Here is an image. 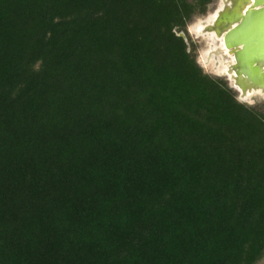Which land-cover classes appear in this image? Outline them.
<instances>
[{"label":"trees","instance_id":"obj_1","mask_svg":"<svg viewBox=\"0 0 264 264\" xmlns=\"http://www.w3.org/2000/svg\"><path fill=\"white\" fill-rule=\"evenodd\" d=\"M213 0H0V264H255L264 111L180 35Z\"/></svg>","mask_w":264,"mask_h":264},{"label":"water","instance_id":"obj_2","mask_svg":"<svg viewBox=\"0 0 264 264\" xmlns=\"http://www.w3.org/2000/svg\"><path fill=\"white\" fill-rule=\"evenodd\" d=\"M195 31L206 39L205 61L221 66L215 74L240 102L248 103L249 95L264 97V0H219ZM179 35L186 41L184 32Z\"/></svg>","mask_w":264,"mask_h":264},{"label":"rangeland","instance_id":"obj_3","mask_svg":"<svg viewBox=\"0 0 264 264\" xmlns=\"http://www.w3.org/2000/svg\"><path fill=\"white\" fill-rule=\"evenodd\" d=\"M218 2H219V0H213V2L209 5L206 14L195 17L191 22L188 23V25L186 27V32H187L186 41L188 44V49L191 48L190 42H192V44L194 45V53L196 55V60L198 61V64L203 68V70L206 73L211 74L212 76H215V77H220V76H217L215 74V72H213V70L211 69L210 66L205 67L199 61V56L201 55L202 51L207 48L206 39L204 37L196 35L195 33L190 32L189 28L191 26H193L194 24H196L198 22V20H201L204 17H206L207 14L212 13L213 10L217 7ZM222 78H224V77H222ZM246 104L252 105V106H258L261 110L264 111V97H262L260 95H254L251 98V100L248 101V103H246ZM255 264H264V256L259 261H257Z\"/></svg>","mask_w":264,"mask_h":264},{"label":"bare ground","instance_id":"obj_4","mask_svg":"<svg viewBox=\"0 0 264 264\" xmlns=\"http://www.w3.org/2000/svg\"><path fill=\"white\" fill-rule=\"evenodd\" d=\"M189 30H190V32H192V33H196V24H194L193 26H191L190 28H189ZM199 61H200V63L203 65V66H210L211 67V69L213 70V72H219L220 70H221V66H218V67H216V68H213V62L211 61V62H209V63H207L206 61H205V55H204V53L202 52L201 53V55L199 56ZM252 96L253 95H249V96H247V98H249V99H251L252 98Z\"/></svg>","mask_w":264,"mask_h":264}]
</instances>
